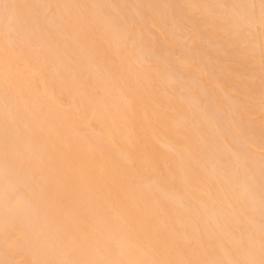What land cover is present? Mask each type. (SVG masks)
<instances>
[{"label": "bare ground", "instance_id": "1", "mask_svg": "<svg viewBox=\"0 0 264 264\" xmlns=\"http://www.w3.org/2000/svg\"><path fill=\"white\" fill-rule=\"evenodd\" d=\"M0 2V264H264V0Z\"/></svg>", "mask_w": 264, "mask_h": 264}, {"label": "rangeland", "instance_id": "2", "mask_svg": "<svg viewBox=\"0 0 264 264\" xmlns=\"http://www.w3.org/2000/svg\"><path fill=\"white\" fill-rule=\"evenodd\" d=\"M1 1H2V0H1ZM1 3H2V2H0V6H2V8H3V5H2ZM2 8L0 7V9H1L0 11H2ZM215 115H216V114H215ZM217 115H218V114H217ZM235 116H236V115H235ZM218 117H220L221 121H224V119H222V116H219V115H218ZM218 117H216V118H218ZM233 118H234V114H233ZM233 118H232V119H233ZM226 119H228V118H226ZM229 119H230V117H229ZM236 119H237V117L235 118V120H236ZM230 120H231V119H230ZM216 121H217V120H216ZM232 121H233V120H232ZM226 122L229 123V121H226ZM218 123H219V119H218ZM220 123H221V122H220ZM221 125L223 126V124H221ZM226 125H227V124H226ZM226 127H227V126H226ZM227 130H228V127H227ZM240 143H241V142H239V144H240ZM240 145H241V144H240ZM237 146H238V145H236V147H237ZM241 146H242V145H241ZM238 147H239V146H238ZM242 147H243V146H242ZM242 147H241V148H242ZM243 148H246V147H243ZM239 150L242 151V149H239ZM245 151L247 152V150H245ZM248 151H249V150H248ZM242 152L244 153V149H243ZM249 153H250V157L256 159V157L253 156V155H256L254 152L244 153V155L248 156ZM251 153H253V154L251 155ZM247 154H248V155H247ZM259 156H261V155H259ZM261 157H264V156H261ZM256 160H258V159H256ZM259 160H262V159L259 158ZM263 161H264V160H263ZM261 163H262V162H261ZM262 164H264V163H262ZM0 199H1V198H0ZM1 201H3V202L0 203V204H1V205H0V208H1V210H2V207H3V209H5L4 207H7L8 205H6L7 203H6V204L4 203V200H1ZM263 201H264V200H263ZM263 201L261 200L262 203H263ZM261 202H260V204H261ZM2 204H3V205H2ZM5 205H6V206H5ZM24 205H25V203H24ZM24 205H22V207H21L24 211L29 212V211L32 209V208H31V209H30V208L28 209V207H30V205H29V206L27 205L28 207H27V206H24ZM262 205H263V204H262ZM1 206H2V207H1ZM7 208H8V207H7ZM7 208H6V209H7ZM24 208H25V209H24ZM27 209H28V211H27ZM23 210H22V211H23ZM263 224H264V219H263V221H262V226H264ZM262 226H261V227H262ZM263 228H264V227H263Z\"/></svg>", "mask_w": 264, "mask_h": 264}]
</instances>
